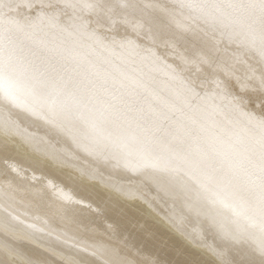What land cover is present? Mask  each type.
Listing matches in <instances>:
<instances>
[{
	"label": "bare ground",
	"instance_id": "1",
	"mask_svg": "<svg viewBox=\"0 0 264 264\" xmlns=\"http://www.w3.org/2000/svg\"><path fill=\"white\" fill-rule=\"evenodd\" d=\"M71 2L102 7L73 10L65 7V0H0L11 5L0 9V15L21 24L42 17L46 29L48 17H56L60 27L80 17L108 45L96 55L121 65L132 79L111 96L101 93L115 105L114 111L105 113L113 123L95 131L83 122L65 120L56 125L0 105V238H7L0 239V264H59L31 242L64 259L61 264L258 262L256 243L227 235L235 226L216 208L194 202L164 173L134 171L122 159L118 162L121 148L116 141L129 124L133 128L144 124L139 108L147 105L136 104L129 95L134 82L141 95L163 98H174L191 83L201 97L206 96L197 103L209 117L208 125L215 121L238 130L240 111L259 116L264 109V61L186 18V11L181 16L176 0ZM126 41L133 47H120ZM85 117L99 120V106ZM147 127V133L138 131L149 139L166 135ZM193 203L198 210L189 206ZM3 229L9 230L8 237ZM73 233L75 239L69 237ZM57 239L75 246H87L91 240L95 243L90 247L103 257L86 256L68 246L54 245V250ZM11 243L16 249L10 248ZM65 249L73 252L67 256Z\"/></svg>",
	"mask_w": 264,
	"mask_h": 264
},
{
	"label": "snow or ice",
	"instance_id": "2",
	"mask_svg": "<svg viewBox=\"0 0 264 264\" xmlns=\"http://www.w3.org/2000/svg\"><path fill=\"white\" fill-rule=\"evenodd\" d=\"M5 7L11 5L0 3V9ZM65 7L94 10L102 6L65 0ZM176 7L181 16L186 11V18L205 24L229 44L264 61V0H176ZM47 21L46 29L42 17L21 24L0 15V105L20 108L56 125L65 120L83 122L95 131L113 123L105 113L114 111L115 105L101 93L111 96L132 78L121 65L96 55L108 45L89 22L73 17L60 27L54 16ZM125 46L133 47V42L120 45ZM138 87L134 82L129 95L136 104L147 105L139 108L144 124L137 123L135 128L129 124L117 138L121 148L117 161L122 159L134 171L164 173L194 202L216 208L235 226L226 234L255 242L260 260L253 264H264V109L259 116L242 112L233 98L242 116L239 129L215 121L209 126V117L197 103L206 96L201 97L195 85L187 84L174 98L141 95ZM97 106L100 119H86L85 113ZM149 124L166 135L151 139L141 135L138 129L147 133ZM196 203L189 206L198 210Z\"/></svg>",
	"mask_w": 264,
	"mask_h": 264
},
{
	"label": "rangeland",
	"instance_id": "3",
	"mask_svg": "<svg viewBox=\"0 0 264 264\" xmlns=\"http://www.w3.org/2000/svg\"><path fill=\"white\" fill-rule=\"evenodd\" d=\"M248 98H249V100H255V98L254 97H250V96H248ZM257 101V100H256ZM258 102H255L254 104H255V106H256V104H257ZM262 108L260 105L258 106L257 105V108ZM260 109H258V110H260ZM261 112H262V110H261ZM20 214H24L25 215V213L23 212V211H18ZM1 218V217H0ZM2 219V218H1ZM7 225H9L8 227H11L10 226V224H7ZM12 228V227H11ZM203 228V227H202ZM5 231H9V230H7V229H3V230H1V232H2V234L4 235V237H8L9 236V234L7 233V232H5ZM206 236H209V235H206ZM71 239H75L76 237H77V235L76 234H72L71 236H69ZM1 240H3V239H7V238H0ZM95 242H93V241H89V242H87V246L86 245H83L84 247H87L88 249L87 250H85L84 248H83V246H75V245H73V244H68V243H65L64 241H62V240H60V239H57L56 240V242L52 245L53 247L52 248H54V250H56V246H54V245H57L58 247H64V246H68L70 249H76V250H80V251H82L86 256H92L93 258L94 257H103V256H101V255H99L98 253H97V251L95 250V248L94 247H90V246H92L93 244H94ZM31 244H33V245H35L34 247H36V248H38L40 251H45V252H48L49 254H51L53 257H54V261H56L57 263H59V264H61V263H63V260L64 259H62V258H58V257H56V255L53 253V252H51V251H49L48 250V248L47 247H45V246H43V245H41V244H38V243H35V242H31ZM97 244H99V243H97ZM10 248H12V249H16V247L11 243L10 244ZM66 250V249H65ZM67 251V256H68V254L69 253H71V252H73V251H70V250H66Z\"/></svg>",
	"mask_w": 264,
	"mask_h": 264
}]
</instances>
